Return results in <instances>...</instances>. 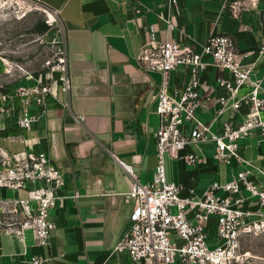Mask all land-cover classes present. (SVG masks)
<instances>
[{
    "label": "crops",
    "instance_id": "0c3cea01",
    "mask_svg": "<svg viewBox=\"0 0 264 264\" xmlns=\"http://www.w3.org/2000/svg\"><path fill=\"white\" fill-rule=\"evenodd\" d=\"M34 1L59 11L71 91L65 95L54 83L46 98V114L30 131L18 128L15 111L0 115V149L8 154L43 153L59 167L64 184L50 211L48 247L35 246L29 230L23 232L22 241L6 233L12 221L0 207V264H32V256L45 259L43 264H143L132 263L113 249L128 228L133 208L125 198L132 181L119 162L130 166L142 184L152 180L156 164L159 118L154 94L162 76L143 71L137 63L149 40L148 29H154L160 42L194 47L213 35L229 36L240 52L250 54L244 60L248 63L255 60L253 52L264 34V0H177L175 4L140 0L139 5L117 0ZM166 21L173 24V31ZM219 75L208 67L207 97L212 96L211 86ZM175 76L180 90L187 75L179 71ZM251 77L264 89V57L256 60ZM249 90L242 88L239 95ZM215 108L198 109L196 115L218 129L232 114L216 117ZM246 110L243 104L232 118L240 121ZM190 153L204 157V163L191 166L183 158L166 156L165 175L170 183L193 188L197 197L210 183H227L239 172H248L264 187V139L256 133L240 143L241 162H216L212 147L186 146L179 155ZM4 197L12 194L0 190V199ZM22 221L19 214L11 228L17 229ZM208 240L216 246L213 233Z\"/></svg>",
    "mask_w": 264,
    "mask_h": 264
},
{
    "label": "built area",
    "instance_id": "2783aa9c",
    "mask_svg": "<svg viewBox=\"0 0 264 264\" xmlns=\"http://www.w3.org/2000/svg\"><path fill=\"white\" fill-rule=\"evenodd\" d=\"M117 1L140 4V0ZM168 1L175 4L177 0ZM6 2L40 5L34 0ZM40 6L48 13L49 21L55 18L59 21V11ZM236 6V3L232 5L233 10ZM166 23L173 31V24ZM148 33L149 40L141 47L137 63L143 71L162 76L154 94L159 118L155 132L156 164L152 180L142 184L130 166L119 162L132 181L125 198L133 208L128 228L113 252L126 255L132 263L245 264L246 257L239 253L241 239L264 234V187L251 180L248 172H239L227 183H210L202 196L197 197L193 188L167 181L165 157L183 158L188 165L197 166L204 163V157L191 153L181 157L180 152L186 146L212 147V158L230 165L242 161L240 143L252 133L264 139V98L261 97L264 89L260 81L251 77L256 60L264 57V34L253 52L255 60L244 63L250 54L240 52L229 36L213 35L194 47L160 42L152 27ZM208 67L220 73L211 86V97L206 96ZM46 69L43 77L26 76V80L33 81L31 86L0 94V102L4 104L0 105V115L8 116L15 111V123L23 131H30L45 116L46 98L54 83L60 85L65 95L71 91L63 40L55 59L46 63ZM179 71L187 75L180 90L175 76ZM245 87L249 92L240 96V89ZM243 104L247 110L237 121L232 116L240 112ZM210 107H216V117L228 113L232 116L213 129L211 123L200 121L196 115L198 109L207 112ZM63 184L61 170L43 153L8 154L0 149V190L12 194L0 199L2 213L12 222L19 214L23 217L17 229H12L14 223L10 222L5 232L22 241L23 232L29 230L35 246L48 247L52 231L50 211L60 199ZM185 191L186 195H182ZM209 233L216 239L212 248ZM45 261L38 256L31 258L32 264Z\"/></svg>",
    "mask_w": 264,
    "mask_h": 264
},
{
    "label": "rangeland",
    "instance_id": "374dc122",
    "mask_svg": "<svg viewBox=\"0 0 264 264\" xmlns=\"http://www.w3.org/2000/svg\"><path fill=\"white\" fill-rule=\"evenodd\" d=\"M42 23L48 26L45 32L38 30ZM61 31L58 19L49 21L40 5L0 0V94L31 86L28 74L45 76L46 63L55 59L62 40ZM239 253L246 257L245 264H264V234L243 237Z\"/></svg>",
    "mask_w": 264,
    "mask_h": 264
},
{
    "label": "trees",
    "instance_id": "16d2710c",
    "mask_svg": "<svg viewBox=\"0 0 264 264\" xmlns=\"http://www.w3.org/2000/svg\"><path fill=\"white\" fill-rule=\"evenodd\" d=\"M48 26L44 23H42V25L40 26V28L38 29L39 32H45L47 30Z\"/></svg>",
    "mask_w": 264,
    "mask_h": 264
}]
</instances>
